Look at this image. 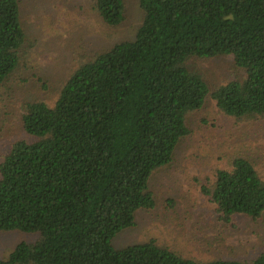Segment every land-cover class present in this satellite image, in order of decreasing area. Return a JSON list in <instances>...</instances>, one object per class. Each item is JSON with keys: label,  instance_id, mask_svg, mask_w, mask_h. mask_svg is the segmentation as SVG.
I'll return each mask as SVG.
<instances>
[{"label": "trees", "instance_id": "obj_1", "mask_svg": "<svg viewBox=\"0 0 264 264\" xmlns=\"http://www.w3.org/2000/svg\"><path fill=\"white\" fill-rule=\"evenodd\" d=\"M91 8L115 27L127 0ZM139 8L134 38L78 54L50 100H25L23 137L0 162V231L37 237L0 264H264V251L204 260L155 240L113 244L157 205L151 179L189 142L204 107L238 127L264 121V0H139ZM23 16L20 0H0V88L28 61ZM226 56L241 76L208 81L199 62ZM201 191L224 228L264 220V167L248 156L204 177Z\"/></svg>", "mask_w": 264, "mask_h": 264}, {"label": "rangeland", "instance_id": "obj_2", "mask_svg": "<svg viewBox=\"0 0 264 264\" xmlns=\"http://www.w3.org/2000/svg\"><path fill=\"white\" fill-rule=\"evenodd\" d=\"M31 47L26 66L0 88V162L11 144L23 137L20 112L27 99L50 100L72 71L80 53L107 49L132 39L141 23L139 0H127V14L111 27L91 8V0H20ZM208 81L221 84L241 76L232 57L199 62ZM47 85L48 90L44 89ZM194 134L181 145L175 160L151 179L157 205L140 210L135 226L119 233L116 248L155 240L187 257L211 260L251 259L264 251V220H241L240 228H224L214 205L201 191L204 177L228 165L237 155L264 167V121L235 126L206 106L192 118ZM37 235L0 231V259H9L22 242Z\"/></svg>", "mask_w": 264, "mask_h": 264}]
</instances>
